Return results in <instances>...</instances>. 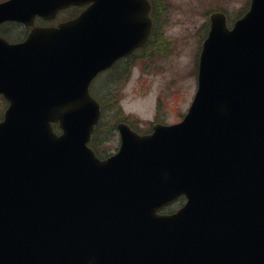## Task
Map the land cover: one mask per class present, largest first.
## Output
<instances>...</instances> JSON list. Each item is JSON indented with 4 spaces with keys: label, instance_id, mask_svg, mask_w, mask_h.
<instances>
[{
    "label": "water",
    "instance_id": "95a60500",
    "mask_svg": "<svg viewBox=\"0 0 264 264\" xmlns=\"http://www.w3.org/2000/svg\"><path fill=\"white\" fill-rule=\"evenodd\" d=\"M84 4L0 36V264H264V0L231 29L212 14L183 118L142 135L118 123L105 159L87 145L89 85L143 44L148 1L4 0L0 23Z\"/></svg>",
    "mask_w": 264,
    "mask_h": 264
},
{
    "label": "rangeland",
    "instance_id": "374dc122",
    "mask_svg": "<svg viewBox=\"0 0 264 264\" xmlns=\"http://www.w3.org/2000/svg\"><path fill=\"white\" fill-rule=\"evenodd\" d=\"M245 2L160 0L162 14L157 29L158 41L151 39L148 46L135 52L124 65L128 68L122 74L116 92L121 116L142 131L148 130L152 122L179 121L196 89V58L205 37V12L212 8H224L231 16L243 8ZM67 14L59 13L55 22ZM104 75L94 79L92 86L95 89L105 91L111 87L104 84ZM106 113L109 121L115 115L113 109ZM113 134L106 144L112 148L118 146V133Z\"/></svg>",
    "mask_w": 264,
    "mask_h": 264
},
{
    "label": "trees",
    "instance_id": "16d2710c",
    "mask_svg": "<svg viewBox=\"0 0 264 264\" xmlns=\"http://www.w3.org/2000/svg\"><path fill=\"white\" fill-rule=\"evenodd\" d=\"M79 11L80 8L77 6L70 7L69 9L65 10V12L68 14L66 16H63V19L74 17L78 14ZM27 31L28 29L25 26L16 22H6L0 26V34L9 41L22 40L26 36ZM124 65L125 64H123L122 61L117 62L111 67L109 71H107L105 75L103 74V77L105 79L103 80L104 84H109L111 86L106 88L105 91H103L104 89H95L93 86L90 87L91 94L98 100L100 104L101 116L97 124L94 126L88 144L92 148L96 156H98L99 158H104L111 154L113 148L109 147L106 144L113 138L112 135H114L113 133L115 132V123L119 120H122L121 118L125 119L121 116L116 97L117 87H119L121 83L122 74L126 72L128 68L127 65L126 67ZM5 106L6 102L3 97L0 96V119L2 117ZM106 109H113V111L115 112V115L110 119V121L107 119ZM111 121H114L115 123ZM53 129L57 132L59 131L57 124H53ZM182 202L183 197H179L170 206L165 207L164 210L172 211L180 206Z\"/></svg>",
    "mask_w": 264,
    "mask_h": 264
},
{
    "label": "flooded vegetation",
    "instance_id": "af4514ba",
    "mask_svg": "<svg viewBox=\"0 0 264 264\" xmlns=\"http://www.w3.org/2000/svg\"><path fill=\"white\" fill-rule=\"evenodd\" d=\"M149 2V9H148V17L151 21V25H150V31L149 34L145 40V42L139 46L137 49H135L131 54H129L128 56H126L125 58L121 59V61L125 64L128 63V60L132 57V55L135 54V52L137 51H142V49H144L146 46H148L151 39L158 41L157 39V29L159 28L160 24H159V17L161 16L162 12H161V7L159 6L160 0H148ZM249 4H250V0H246L245 5L243 8L237 10V12L235 14H232L231 16L229 15L228 11L224 8H212L208 11H206V15H205V20H204V27L206 29L205 31V36L207 35V32L210 28V24H211V20H210V15L214 12H221L224 17H225V25L228 29H230L233 24L235 23V21L241 17L249 8ZM158 22V23H157ZM42 25H49L51 24L50 21H44V20H40L39 22ZM156 29V30H155Z\"/></svg>",
    "mask_w": 264,
    "mask_h": 264
}]
</instances>
